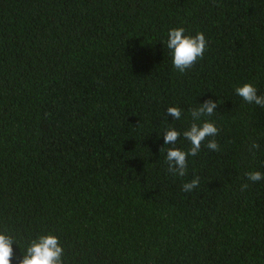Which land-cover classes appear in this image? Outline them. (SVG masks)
<instances>
[{
    "label": "trees",
    "instance_id": "16d2710c",
    "mask_svg": "<svg viewBox=\"0 0 264 264\" xmlns=\"http://www.w3.org/2000/svg\"><path fill=\"white\" fill-rule=\"evenodd\" d=\"M180 27L208 41L184 73L166 43ZM246 83L264 95V0H0V233L18 242L12 264L47 234L64 264H264V180L246 176L264 173V108L236 94ZM210 99L200 123L218 127L220 150L206 140L185 176L170 173L167 149L191 145H165V130H188Z\"/></svg>",
    "mask_w": 264,
    "mask_h": 264
},
{
    "label": "clouds",
    "instance_id": "9594fccd",
    "mask_svg": "<svg viewBox=\"0 0 264 264\" xmlns=\"http://www.w3.org/2000/svg\"><path fill=\"white\" fill-rule=\"evenodd\" d=\"M167 48L173 55V66L180 73L186 72L192 68L199 60L203 59L208 47V41L203 32L196 35H187L183 27L170 29L167 34ZM236 94L249 104L264 108V95H258V90L251 83L235 89ZM218 103L213 100H207L199 108L190 110L192 123L188 130L182 133L175 128H168L163 135L165 145H175L181 135L190 142L188 151L175 147H169L166 152V161L168 171L174 175L183 177L188 168V157H195L201 150L202 143L208 140L207 148L213 151H219L220 146L214 139L219 134V129L214 122L203 120L205 117H211L215 114ZM183 110L179 107H169L166 112L167 117H172L174 121L180 120ZM213 137V139H208ZM253 148H259V145L253 143ZM165 148L161 149V152ZM247 179L253 183L264 180V173L260 171L246 173ZM200 179L196 177L191 182L185 183L182 190L191 192L199 187ZM248 185H242V190L247 189ZM18 242L13 236L0 233V264H12L14 258L13 245ZM19 246V245H18ZM23 256L19 259V264H64V248L60 243L59 237L53 234L40 235L31 240Z\"/></svg>",
    "mask_w": 264,
    "mask_h": 264
}]
</instances>
